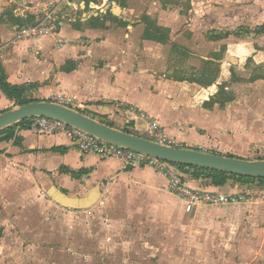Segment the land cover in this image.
<instances>
[{
	"label": "crops",
	"instance_id": "0c3cea01",
	"mask_svg": "<svg viewBox=\"0 0 264 264\" xmlns=\"http://www.w3.org/2000/svg\"><path fill=\"white\" fill-rule=\"evenodd\" d=\"M42 17L65 38L62 47L53 34L15 39L19 26ZM0 66L30 102L64 95L76 110L138 135L148 122L128 110L135 105L181 148L264 160V0H0ZM19 105L0 88V113ZM13 131L8 139L0 134V264H27L17 233L6 226L15 195L27 188L52 200L53 188L75 198L95 191L85 209L57 203L75 212L99 203L103 184L140 168L157 171L169 190L167 177L151 166L83 153L62 134L21 125ZM182 172L193 189L264 188L239 177L214 186L206 175ZM240 203L198 208L189 254L173 264H264V202L248 196Z\"/></svg>",
	"mask_w": 264,
	"mask_h": 264
},
{
	"label": "rangeland",
	"instance_id": "374dc122",
	"mask_svg": "<svg viewBox=\"0 0 264 264\" xmlns=\"http://www.w3.org/2000/svg\"><path fill=\"white\" fill-rule=\"evenodd\" d=\"M255 190L250 201L264 202V188ZM15 198L6 226L27 264H173L189 254L198 208L241 204H199L186 213L152 168L103 184L99 203L87 210L63 208L41 188Z\"/></svg>",
	"mask_w": 264,
	"mask_h": 264
},
{
	"label": "built area",
	"instance_id": "2783aa9c",
	"mask_svg": "<svg viewBox=\"0 0 264 264\" xmlns=\"http://www.w3.org/2000/svg\"><path fill=\"white\" fill-rule=\"evenodd\" d=\"M55 2L71 6L74 0H55ZM16 31L15 39H33L53 34L57 47H62L66 43L65 38L56 33V25L48 17L23 24ZM53 102L76 109L75 102L64 95H57ZM128 110L137 113L141 119L148 122L146 129L137 130L138 136L169 147L182 146L177 138L168 134L158 121L142 109L135 105H128ZM28 125L29 129L39 133L66 136L83 153L95 154L102 158L119 159L132 166H151L161 171L168 179L169 191L183 200L187 211L199 204L225 205L245 202L252 193L249 189L231 194L206 189H193L186 184L183 172L173 163L109 142L57 118L33 116L28 118Z\"/></svg>",
	"mask_w": 264,
	"mask_h": 264
},
{
	"label": "water",
	"instance_id": "95a60500",
	"mask_svg": "<svg viewBox=\"0 0 264 264\" xmlns=\"http://www.w3.org/2000/svg\"><path fill=\"white\" fill-rule=\"evenodd\" d=\"M100 11H107V9ZM109 11L114 15H119V9L113 2L110 3ZM33 116H47L63 120L109 142L169 162L264 178V160L250 161L196 149L169 147L111 127L81 111L53 101H34L0 113V130ZM49 193L59 205L73 209H85L91 206L96 198L95 191L83 198L66 196L54 188Z\"/></svg>",
	"mask_w": 264,
	"mask_h": 264
},
{
	"label": "trees",
	"instance_id": "16d2710c",
	"mask_svg": "<svg viewBox=\"0 0 264 264\" xmlns=\"http://www.w3.org/2000/svg\"><path fill=\"white\" fill-rule=\"evenodd\" d=\"M0 88L3 90V92H5V94L8 97L19 100L21 105L30 103V100L22 98L27 89L24 86L11 85L7 83L5 81L4 72L1 66H0ZM27 120L28 119H24L22 121L14 123L13 125L7 128L0 130V134H4L5 139L12 137L14 133L13 127L15 125H21L23 128H26V129L29 128ZM171 163L176 165L181 171L182 169L188 168L189 170H191V175L194 177H199L201 174L206 175L207 177L211 179L210 182L214 186H222L223 184H225L227 178L229 177H239V178H243L247 180L257 179V180L264 182V178L237 175V174H232V173H228L224 171L208 169L204 167H197V166H192V165H186V164H179V163H174V162H171Z\"/></svg>",
	"mask_w": 264,
	"mask_h": 264
}]
</instances>
